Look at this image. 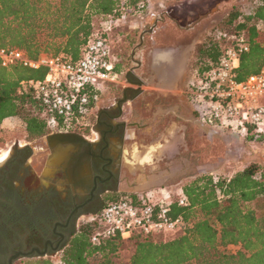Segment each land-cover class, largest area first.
Masks as SVG:
<instances>
[{"label":"trees","instance_id":"trees-1","mask_svg":"<svg viewBox=\"0 0 264 264\" xmlns=\"http://www.w3.org/2000/svg\"><path fill=\"white\" fill-rule=\"evenodd\" d=\"M254 2L247 13L237 9L229 13L218 33L198 46L195 65L199 73L216 61L221 45L218 36L225 28L245 32L249 40L250 48L241 55L236 70L238 80L264 65V30L256 26L264 22V0ZM144 6L145 0H0V48L18 49L32 59L63 54L74 61L82 56L89 39L96 34L107 36L101 31L103 24L120 18L125 8ZM115 69L119 71L117 63ZM45 71L19 62L6 67L0 63V124L5 118L18 117L29 140L50 132L51 114L43 113L34 92L20 82L42 78ZM95 102L91 96L90 106ZM248 132L254 136L253 129ZM181 189L188 205H179L176 199L170 203V215L186 222L176 236L134 232L129 239L114 236L95 244L91 236L99 222L94 217L72 233L58 262L33 254L11 264H264V165L250 163L231 176L218 178L200 172ZM119 196H109L93 214ZM128 196L137 202V194ZM127 241L131 250L123 260L121 250ZM231 245L238 248L232 251Z\"/></svg>","mask_w":264,"mask_h":264},{"label":"flooded vegetation","instance_id":"flooded-vegetation-1","mask_svg":"<svg viewBox=\"0 0 264 264\" xmlns=\"http://www.w3.org/2000/svg\"><path fill=\"white\" fill-rule=\"evenodd\" d=\"M173 19L167 11H162L151 15L143 26L141 32L147 31L137 50L143 48L146 52L142 60L137 59L140 65L135 69L137 73L128 74L130 83L137 86L141 85V79H151L150 48L191 44L200 16L181 28L171 29ZM180 93L176 97L154 94L150 111L135 106L138 115L133 113L131 120L123 121L119 117L124 103L131 100L135 105L136 100L147 99L142 91L133 96L124 92L115 106L102 105L96 109L92 125L95 132L53 131L80 136L63 141L48 137L52 131L47 133L41 144L46 150L44 160L38 169L32 164L33 145L28 146L36 138L13 142L6 155L0 157V264H7L16 254L12 262L33 254H60L80 220L96 211L108 196L145 191L136 189L154 185L156 177H162L165 171L169 176L162 181L163 187L203 170L212 149L217 148L212 131L219 127L202 123L183 90ZM202 125L213 130L203 132ZM135 127L144 137L137 143L160 141L167 146H164L166 155L153 166L145 163L131 170L129 164H124V144L132 138ZM149 175L154 177L138 178Z\"/></svg>","mask_w":264,"mask_h":264},{"label":"built area","instance_id":"built-area-1","mask_svg":"<svg viewBox=\"0 0 264 264\" xmlns=\"http://www.w3.org/2000/svg\"><path fill=\"white\" fill-rule=\"evenodd\" d=\"M256 26L264 30V22ZM219 36L223 42L216 61L188 83L186 94L192 110L207 125L246 133L249 129L262 131L264 65L256 73L238 80L236 70L240 57L250 48L248 37L233 28L220 31ZM14 62L30 68H45L42 78L23 79L20 84L34 92L44 114H51L50 132L85 128L86 118L93 108L91 96L97 99L100 86L117 82L120 76L115 69L110 39L98 34L88 40L82 56L74 61L63 54L32 59L18 49L1 47V65L6 67ZM176 200L183 206L189 203L182 189ZM172 201L169 193L155 200L146 193L137 195V202L126 194L106 202L98 213L88 216V219L97 217L99 222V228L91 236L92 243L98 244L114 236L129 239L134 232L169 234L182 230L186 226L183 218L170 215Z\"/></svg>","mask_w":264,"mask_h":264},{"label":"rangeland","instance_id":"rangeland-1","mask_svg":"<svg viewBox=\"0 0 264 264\" xmlns=\"http://www.w3.org/2000/svg\"><path fill=\"white\" fill-rule=\"evenodd\" d=\"M254 6V0H145L144 7H130L124 9L122 11L123 17L113 20L110 23L103 24L101 28V31L105 32L107 37L110 39L112 54L114 56L115 63L118 65V72L120 73L119 79L117 82H109L100 86L95 105L86 118L87 125L84 129L77 131L85 132L86 134L91 133L92 130L95 132V129H93L92 125L95 121L96 109L102 105L115 106L118 100L123 98L124 92H127L133 96L138 91H142L147 95L146 100H136L135 105L131 100H128L127 103L122 105V114L125 113L129 115V117H131L133 113L134 116L136 113L138 115V111L135 109V106H142L141 108L145 110L144 112L150 111V99L154 94L176 97L178 89L177 85L174 83L163 84L161 85L162 90H159L157 87H160V85L153 82L152 78L141 79V85L137 86H135L133 83H130L128 79L129 73H137L138 69H135L140 66L138 65L137 59L142 60V57L146 52V50L143 51V48L140 50L136 49L134 55L132 56V51L139 42L141 30L143 26L149 22L151 15H156L162 11H167L172 15L173 18H175L173 21H170L172 26H170L171 29L176 27L181 28L200 16L201 20L198 19L200 21H196L198 22L196 26L197 28L195 29L196 35H194V38L191 42L195 48L193 62L189 67L190 74L192 75V78L190 79L191 81L192 79H196V76L199 75L198 69L195 65V61L197 60L195 56L198 46L202 43H206L209 38L218 33V30L222 28L226 17L233 10L237 9L239 12L247 13L251 11ZM203 15L205 16L201 17ZM225 27H227V25ZM218 39L220 42L222 41L220 36H218ZM188 83L183 88V94L187 99L188 96L186 94V89L188 87ZM188 101L190 103L189 99ZM262 129V131H256L253 129V137L248 135L249 132L246 133L244 131L232 130L230 128L219 127L216 131H212V135L214 137L213 144L215 143L217 148L212 149L211 157L206 160L204 170L211 172L215 178H218L221 176H231L236 171L243 169L250 163H259L264 165V125H262ZM211 130L213 129L205 128L202 131L209 132ZM52 133L54 132L52 131ZM131 135L132 138H128L125 141L134 143L140 142L139 139L144 138L142 137L140 131L136 129V127L133 128ZM19 140H29L26 137V132L23 128L22 121L18 117L5 118L0 124V157L3 156L4 151H8L13 142H18ZM42 140L43 136L42 138H36V140L31 143L34 148L33 157L36 159L35 162L33 158L32 164L34 163L35 165L37 163V167L43 163V158L46 151L41 145L43 143ZM125 163L129 164L127 160L124 161V164ZM42 176L43 175H41V177ZM185 181L186 180H183L180 181V183L168 185L166 186L167 189L157 188L155 191L151 192L149 196L155 200L160 198L163 194L169 193L170 198L174 200L176 199L177 193L180 190L179 186H181ZM147 192L148 191H140L142 195H145ZM87 219L88 217L82 218L80 223L86 221ZM178 233L179 232L165 234V237H173ZM229 249L235 251L237 247L229 246ZM130 250L131 246L127 241L121 250V258L123 260L128 257ZM45 256L50 257L54 262H58L60 254H51ZM187 264L196 263L191 262Z\"/></svg>","mask_w":264,"mask_h":264},{"label":"crops","instance_id":"crops-1","mask_svg":"<svg viewBox=\"0 0 264 264\" xmlns=\"http://www.w3.org/2000/svg\"><path fill=\"white\" fill-rule=\"evenodd\" d=\"M149 69L152 72L153 82L158 83L160 87H157L159 90H162L161 85L163 84H171L174 83L177 85L178 93L182 92L184 86L190 82L192 75L190 74L189 67L191 66L194 58L195 48L192 44H175V45H167V46H154L149 50ZM181 94V93H180ZM123 121H129V115L121 112L119 117ZM211 128L206 125L203 128ZM204 128V129H205ZM166 144H162L160 141L155 143H137L132 142L131 144H124V155L126 158L124 160L129 163L130 169L133 170L134 166H141V164H151L152 166L161 159V157L166 155ZM34 158V157H33ZM36 162V159L34 158ZM37 164V163H36ZM35 164V168L38 167ZM125 165H127L125 163ZM200 172H209L204 169L197 170L195 174ZM211 173V172H209ZM169 176V173L165 171V174L162 177H156L157 180L153 183L154 185L144 189H136V190H145L147 193H151L155 191L157 188L167 189L166 186L173 185L168 184L163 187V182L165 178ZM194 176V175H193ZM154 175L149 176H141L138 177L141 180L152 179ZM191 178V177H190ZM187 180V179H186ZM183 181V180H182ZM180 183V182H178ZM150 186V187H149ZM143 188V187H142ZM181 189V186H179ZM143 192V191H142ZM138 195H142V193H136Z\"/></svg>","mask_w":264,"mask_h":264},{"label":"water","instance_id":"water-1","mask_svg":"<svg viewBox=\"0 0 264 264\" xmlns=\"http://www.w3.org/2000/svg\"><path fill=\"white\" fill-rule=\"evenodd\" d=\"M205 15H203V16H201V17H204ZM147 30L145 29V30H143L141 33H140V35H139V42L137 43V45L134 47V49H133V51H132V56L134 55V53H135V51H136V49L138 48V47H140L142 44H143V35H144V33L146 32ZM139 63V62H138ZM202 126H204V125H202ZM48 137H54V138H57V139H59V140H71V139H75V138H80V136H75L74 134H71V133H52V134H50ZM46 139H47V137H46ZM28 146H32V144L31 143H29L28 144ZM19 254V253H18ZM23 255H27V253H22ZM16 256H17V254L16 255H13V256H11L8 260H7V264H11L12 263V260L13 259H15L16 258Z\"/></svg>","mask_w":264,"mask_h":264},{"label":"bare ground","instance_id":"bare-ground-1","mask_svg":"<svg viewBox=\"0 0 264 264\" xmlns=\"http://www.w3.org/2000/svg\"><path fill=\"white\" fill-rule=\"evenodd\" d=\"M6 153H7V151H4V152H3V156L6 155Z\"/></svg>","mask_w":264,"mask_h":264}]
</instances>
